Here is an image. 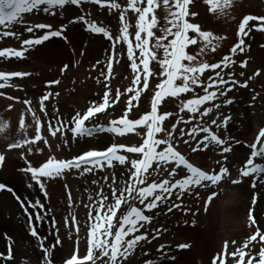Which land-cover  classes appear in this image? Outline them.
I'll return each instance as SVG.
<instances>
[{"label":"snow or ice","instance_id":"snow-or-ice-1","mask_svg":"<svg viewBox=\"0 0 264 264\" xmlns=\"http://www.w3.org/2000/svg\"><path fill=\"white\" fill-rule=\"evenodd\" d=\"M194 0H162V6L168 12L167 24L170 25L162 29V36H156L154 28L158 25L156 9L161 7L160 0H126L122 4L119 0H0V26L16 23H24V30L27 33H34L39 30L40 34L28 39H21L15 31L4 30L0 32V37H13L21 39L19 48H0V59L11 61L12 59H24L26 53L30 51L39 52V46L49 41L51 38H60L65 46H71L69 62L63 64L61 72L65 73L72 66V60L76 55L84 57L87 55V45L77 48L73 39L67 34L69 26L81 24L84 30L93 35H100L110 42L109 55L102 63L99 59L92 64L95 70L101 67L100 76L96 77V83L105 90L102 93V102H93L86 111H77L71 116L67 123L60 116L56 122H47L49 137L58 141L59 144L71 146L73 141L79 143L80 140L87 142L88 138L98 137L100 134H108L116 137H127L135 133L143 137V142L137 145L111 143L100 148H89L71 158L58 159L55 155L48 156L39 165H34L29 159L30 155L36 152L44 154L46 150H51L53 145L51 140L44 135L45 122L37 116V112L32 108V101L24 100L27 111L31 113L35 133L32 136L27 134L29 125L26 117L21 115L18 120L19 139L7 142L4 150H0V169L7 163V153L20 151V158L24 160L25 166L19 171L28 176L34 183H28V188L38 187L44 198L51 199L49 184L45 181L57 180L67 173L76 171L80 176L91 174L96 170H115L118 166L124 169V183L118 182V177L113 171L112 175L104 176L109 183V195H104V189L100 188L96 192L98 199L89 194L88 204L83 206L87 211L88 232L84 243L86 244L87 255L83 258L79 256L81 240L79 239L80 225L76 215L71 212L63 217V223L67 232L62 234L58 225L60 221L54 215H49L53 209L46 206L41 199H22L14 188L4 183H0V191H8L15 196L27 216L30 235L39 241V251L41 253V264H85L91 262L96 264L97 259L104 261V264H137L139 251H145V256L141 258L140 264H152V260L147 258L146 245L149 237L154 240L162 231L163 227L154 228L155 236L147 231L152 226L153 217L157 211L163 213L164 206L168 214H172L175 209H181L184 213L191 212L187 206H183L185 195L194 196L200 200L198 189L204 188L209 191V195L204 202V211H208L209 205L215 198L224 193L225 188H232L243 184L245 179H251V188L257 187L258 179L264 174V128H260L254 137V142H245L244 146L250 149L249 155L244 164L237 170V177L233 178L231 170L227 166L230 153L234 152V147L240 145V141L229 135H222L227 132L228 125L232 120L231 116L223 115L221 108L234 103V98H229L228 93L237 86L247 88L252 76H248L243 83L236 78L233 71L227 73L225 79L222 72L224 69H231L237 64L233 57L237 53H244L246 47L245 37H248L253 29L264 32V17L245 15L238 26V42L230 49V55H225L221 61L210 63L199 59L209 50L215 53L218 47L217 42L226 39L218 36L211 30H203L201 25L190 22V17H197L198 12L191 11L190 6ZM91 3L107 10L117 17V22L111 27L101 26L96 19L86 18L85 15H74L71 18L64 17L67 24L62 20L57 27L50 23L28 24L25 23L22 14H30L34 11H42L45 14L57 15L56 10L63 16L67 7L74 6L79 9L83 4ZM209 5L210 13L219 12L221 15L232 6V0H205ZM129 12L135 13L134 37L130 32L132 24L129 22ZM259 23H253V22ZM46 30V31H45ZM171 37V39H169ZM153 40L155 41L153 43ZM118 45L120 46L118 48ZM126 45V49L125 46ZM197 46L199 52L195 55L187 51L188 46ZM264 47V45H261ZM163 49V59L158 55ZM129 63L130 75L127 77L130 86L126 89L128 105L124 114L119 118L109 122L108 126L91 123L98 120L100 114H106L110 108L120 103L125 92L120 88L115 90L113 95L112 79L114 67L120 65L124 60ZM156 61L162 71L159 73L161 82L156 86L151 99L150 111L139 119H130L135 107L139 106L141 95L150 89V79L156 75L152 71L151 64ZM81 61L77 60L79 64ZM187 62V63H185ZM248 60L240 62L242 69L247 68ZM106 68V72L103 70ZM208 70H212L215 75L208 77L205 84L202 77ZM261 69H257L253 75L260 76ZM31 73L21 71H0V89L6 87H19L10 83L13 78H23ZM244 71L239 72L240 77H244ZM104 77L101 79L100 77ZM177 81H180L177 83ZM60 80L47 81L46 86L58 85ZM197 87H202L203 94L197 95L187 100H181L179 112L186 115L191 113L188 119L179 116L176 123L171 125V129L166 127V121L173 116L171 112H161V106L167 102L168 98L181 97V94L194 92ZM53 93L48 92L40 98L39 111L48 115L45 102L49 101ZM59 97L60 93H55ZM99 95V94H98ZM0 97L9 100H18V97L7 96L0 91ZM256 99L255 96L252 98ZM219 101V102H217ZM9 111L13 109V104H8ZM59 113V108L55 109ZM215 114L213 118L212 114ZM199 117V120H197ZM191 125L185 128L178 127L179 124ZM10 122L0 120V134L10 131ZM71 133V138H69ZM178 133L179 135H176ZM62 137V139H61ZM185 137H188L185 139ZM9 140V137H2ZM188 147L193 154L208 153L219 156V158L207 165H197L190 161L179 150V145ZM128 154H137L139 158L129 160ZM259 158V162H257ZM211 160V157L208 158ZM182 166V167H181ZM165 173V178L152 179L153 173L159 175ZM178 173H184L181 178L173 179ZM151 181V182H149ZM100 181L93 179L92 185L99 184ZM67 191V209L74 207V200L71 190L65 185ZM87 191V189H85ZM227 195V193H224ZM169 198H174L180 203H172L168 207ZM229 196L224 202H231ZM134 202H138L140 207ZM258 203V196L254 195L251 207L246 213L249 227L256 226L255 234L250 235L245 240L243 247H239L231 253L233 258L239 256V264H244V258L248 255L245 251L252 242L264 241V232L259 229L258 221L254 216L255 206ZM30 208L42 209L32 213ZM125 208L127 210H125ZM200 209L197 208L192 215L195 217ZM48 219L54 225L53 242L46 246L48 236H42L35 221L43 222ZM188 224L185 216V225ZM197 220L191 221V226L195 227ZM74 228V232H73ZM143 230V231H141ZM65 241L72 245V251L68 256L57 258L56 253L64 248ZM237 241H231L236 245ZM229 241L223 243L224 259L221 260V253H217L213 258V264H227ZM188 243H179L175 246V252L179 253L190 249ZM165 245H159L155 251L164 258L160 264H180V257L175 253H165ZM0 257L6 262L14 259L12 245L8 246L6 253H0ZM256 257L253 256L248 264H253ZM259 264H264V248L260 252Z\"/></svg>","mask_w":264,"mask_h":264},{"label":"rangeland","instance_id":"rangeland-1","mask_svg":"<svg viewBox=\"0 0 264 264\" xmlns=\"http://www.w3.org/2000/svg\"><path fill=\"white\" fill-rule=\"evenodd\" d=\"M122 4L126 3V0H119ZM161 7L156 9V16L158 18V25L154 28L156 36H162L164 33L162 29L169 27L166 17L168 12L162 6V0H160ZM209 5L205 3V0H194L190 6L191 11L198 12L197 17H190V22L201 25L203 30H211L218 36H224L226 39L218 41V47L215 53L209 50L199 59L206 60L210 63H216L222 60L225 55H230V49L238 42L239 37L237 35L238 26L242 18L245 15H254L257 17H264V0H232V6L225 10V13L221 15L219 12L213 14L209 11ZM57 15L53 16L45 14L42 11H34L30 14H22L25 23L39 24L50 23L55 27L64 20V17L71 18L74 15H85L86 18L96 19L101 26L111 27L117 22V17L107 12L106 9L99 6H94L91 3L83 4L79 9L74 6L67 7L63 16L59 14L60 10H56ZM129 22L132 24L130 29L131 34L134 37L135 31V13L129 12ZM67 24V21L64 20ZM253 23H259L253 22ZM24 23H16L5 26H0V32L4 30L15 31L21 39H28L32 36L40 34L39 30L34 33H27L24 30ZM46 31V30H45ZM81 24L68 27V35L73 39L77 48H83L87 45V55L80 57L76 55L72 60V66L67 72L62 73L61 68L63 64L69 62L70 47L65 46L64 41L60 38H51L43 45L39 46V52L30 51L26 53L24 59H12L11 61H5L0 59V71H21L31 73L30 76L23 78H13L10 81L13 85L19 87H6L0 89L6 93L7 96L18 97V100L12 101L4 97H0V120L10 122L11 128L8 133L0 134V150H4L7 142L14 139H19L18 133V120L21 115L26 117L27 134L29 136L34 135L35 127L33 125L31 113L27 111V105L23 103L24 100L32 101V108L36 110L37 116H39L45 122V128L43 129L44 135L51 140L53 148L46 150L44 154L36 152L34 155H30L29 159L33 161L34 165H39L48 156L55 155L58 159L71 158L82 151L89 148H100L109 145L111 143L139 145L143 142L142 135L138 136L135 133L129 134L127 137H116L108 134H100L98 137L88 138L87 142L80 140L79 143L73 141L71 146L59 144L58 141L49 137L47 130V122L51 120L56 122L57 116L64 119L65 123L68 122L71 116H74L77 111L84 112L93 103L102 102V93L105 90L99 84L96 83V77L100 76L101 67L92 69V64L99 59L102 63L109 55L110 42L102 38L100 35L86 34ZM79 34V36H78ZM84 34L87 36L85 37ZM78 36V41L76 40ZM21 39L13 37H0V48L14 47L19 48ZM171 39V37L169 38ZM155 41L153 40V43ZM246 45H250V49L246 47L244 53H237L233 59L237 61V64L232 66L231 69H224L222 75L227 79V73L231 70L236 74V78L241 83L247 79L248 76H252V79L248 82L247 88L237 86L232 92L228 93L229 98H234V103L230 106H223L221 113L232 117L227 132H222V135H229L239 140L240 145L234 147V152L228 154L229 159L227 166L231 170L233 178L237 177V170L244 164V161L249 155L250 149L244 146L245 142L252 143V137L256 131L264 126V71L260 76H254L253 73L257 69L264 70V32L256 31L255 28L248 37H245ZM120 46L118 45V48ZM126 49V45L124 46ZM55 48L61 49L59 53ZM187 51L190 54H197L199 48L197 46L189 45ZM159 57L163 59V49L158 53ZM81 61L79 64L76 61ZM248 60V66L245 69L240 67V62ZM128 61L125 59L122 64L114 67L112 89L113 95L115 90L120 88L125 92V95L121 97L120 103L110 108L106 114H100L98 120L91 123L108 126L109 122L115 119H119L126 111L128 105V97L126 89L130 86V81L127 79L130 72L127 67ZM187 63V62H185ZM152 71L156 73L150 79V89L141 95L139 99V106L135 107L130 113V119H139L145 113L150 111L151 99L153 97L156 86L161 82L159 73L162 71L160 65L153 61L151 64ZM106 72V68L103 69ZM244 71L245 76L240 77L239 72ZM215 73L212 70H208L202 79L204 83H208V77L214 76ZM103 79L104 77H100ZM60 80L58 85L53 84L50 87L46 86L47 81ZM180 81H177L179 83ZM48 92L53 93L49 101H46V107L48 115H44L39 111L40 98ZM55 93H60L59 97ZM99 94V95H98ZM202 87H197L194 92L181 94L179 99L168 98L167 102L161 106V112H171L173 116L169 118L165 123L168 129H171V125L176 123L179 116H184L188 119L191 113L185 114L179 112V106L181 100H187L197 95H202ZM253 96L256 97L253 100ZM219 102V101H217ZM13 104V109L8 110L7 105ZM59 108V113H56L55 109ZM213 118L215 114L213 113ZM199 120V117H197ZM191 125L179 124L178 127L185 128L187 130ZM6 135L9 140H5L2 137ZM176 135H179L176 133ZM71 138V133H69ZM188 137H185L187 139ZM62 139V137H61ZM179 150L190 158L191 162L199 165H207L212 163L215 159L219 158L218 154L213 155L211 152L193 154L190 149L184 145H179ZM20 151H12L7 153V163L0 169V183H4L11 188H14L16 194L22 199L28 200L41 199L42 202L53 209L49 215H54L58 221H60L58 227L62 234L67 232L63 223V217L72 214L76 215L80 225L79 239L81 240L79 256L83 258L87 255L86 244L84 243L85 237L88 232L87 221V209L83 206L88 204L89 194L93 195L94 200L98 199L96 192L100 188L104 189V195H109V183L105 181L104 176H111L115 171L118 182L123 185L124 183V169L118 166L115 170H96L91 174L80 176L76 171L65 174V176L53 180L45 181L49 184V191L51 193V199H46L38 190V187L28 188V183H34L29 180L28 176L22 174L19 169L25 166L24 160L20 158ZM129 160L139 158L137 154H128ZM211 157V160L208 158ZM259 162V158H257ZM182 167V166H181ZM184 173H178L173 179H179ZM152 179L165 178V173L159 175L153 173ZM96 179L100 181L97 185H92L91 181ZM151 182V181H149ZM251 179H245L243 184L225 188L218 198H215L209 205L208 211H204V202L209 195V191L204 188H199L200 200L197 201L194 196L185 195L183 199V206H187L191 209V212L184 213L181 209H175L172 214H168L164 209L161 214L157 211L153 217V223L150 228L147 229L152 236H155L154 228L163 227L166 231H162L161 234L154 240L149 237L148 244L146 245L147 258L152 260V264L155 258L163 257L160 253H157L155 249L163 244L165 245V253H175L180 257V264H213V258L219 252L221 253V260L224 259L223 255V243L225 240L229 241V250L227 264H239V256L233 258L232 252H235L237 248L243 247L245 240L250 235L255 234L256 226L249 227L246 213L251 207L252 197L258 196V203L255 206L254 216L258 221L259 229L264 232V174H261V178L258 179L257 187L251 188ZM65 185L71 190L74 207L67 209V191ZM87 189V191H85ZM262 195V196H261ZM238 197V203L225 206L222 198ZM136 206L140 207L138 202H134ZM172 203H180L174 198H169L168 207H171ZM237 206V207H235ZM199 208L200 211L197 216H193L192 212H195ZM233 209V210H232ZM125 210H127L125 208ZM29 211L36 213L37 211H43L42 209L30 208ZM185 216H187L188 224L185 225ZM197 220L195 227L191 226V221ZM38 226V230L42 236H48L46 246H50L53 242L52 236L54 233V225L45 219L43 222L35 221ZM143 231V230H141ZM74 232V228H73ZM231 241H237L236 245H232ZM179 243H188L191 245L190 249L176 253L175 246ZM12 245L14 259L10 262L4 261L0 257V264H41V253L39 251V241L30 235L29 224L27 216L25 215L20 203L15 199V196L8 191H0V253H6L8 246ZM264 248V241L252 242L249 244L245 251L248 253L244 258V264H248V261L253 256L256 260L253 264H259L260 252ZM72 245L65 241L64 248L56 253L57 258L61 256H68L72 251ZM145 256V251H139L137 255V264H140V260ZM164 258V257H163ZM162 258V259H163ZM59 264V259H57ZM85 264H91V262H85ZM96 264H104V261L97 259Z\"/></svg>","mask_w":264,"mask_h":264},{"label":"bare ground","instance_id":"bare-ground-1","mask_svg":"<svg viewBox=\"0 0 264 264\" xmlns=\"http://www.w3.org/2000/svg\"><path fill=\"white\" fill-rule=\"evenodd\" d=\"M78 39H79V38H77L76 40L78 41ZM55 50L58 51L59 53H61V52H60L61 49H59V48H55ZM261 196H262V195H261ZM230 197H231V196H230ZM231 198H232L231 202L225 204V206L233 205L235 202L238 203V197H236V198L231 197ZM222 199H223L222 201L225 202V201L228 199V197L225 198V199H224V198H222ZM235 207H237V206H235ZM232 210H233V209H232ZM162 260H163L162 257H161V258H158V257H157V258L154 259L153 264H160V262H161Z\"/></svg>","mask_w":264,"mask_h":264}]
</instances>
